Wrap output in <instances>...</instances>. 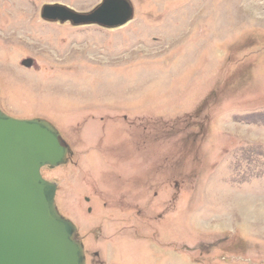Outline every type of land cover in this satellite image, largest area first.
<instances>
[{"label": "rangeland", "instance_id": "obj_1", "mask_svg": "<svg viewBox=\"0 0 264 264\" xmlns=\"http://www.w3.org/2000/svg\"><path fill=\"white\" fill-rule=\"evenodd\" d=\"M0 0V111L50 123L43 167L85 264H264V0ZM28 61L23 66L22 62Z\"/></svg>", "mask_w": 264, "mask_h": 264}, {"label": "water", "instance_id": "obj_2", "mask_svg": "<svg viewBox=\"0 0 264 264\" xmlns=\"http://www.w3.org/2000/svg\"><path fill=\"white\" fill-rule=\"evenodd\" d=\"M131 15L127 0H102L89 13L58 4L41 10L46 20L108 28ZM67 152L46 121L17 120L0 111V264H85L75 227L55 208L56 185L40 174L44 166L65 164Z\"/></svg>", "mask_w": 264, "mask_h": 264}, {"label": "flooded vegetation", "instance_id": "obj_3", "mask_svg": "<svg viewBox=\"0 0 264 264\" xmlns=\"http://www.w3.org/2000/svg\"><path fill=\"white\" fill-rule=\"evenodd\" d=\"M45 21V20H44ZM71 24V23H70ZM70 154H69V151H68V153H67V158H68V156H69Z\"/></svg>", "mask_w": 264, "mask_h": 264}]
</instances>
